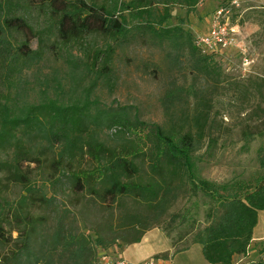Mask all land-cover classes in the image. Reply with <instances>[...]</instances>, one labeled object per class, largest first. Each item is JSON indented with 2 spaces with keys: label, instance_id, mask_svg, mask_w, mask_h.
<instances>
[{
  "label": "trees",
  "instance_id": "obj_1",
  "mask_svg": "<svg viewBox=\"0 0 264 264\" xmlns=\"http://www.w3.org/2000/svg\"><path fill=\"white\" fill-rule=\"evenodd\" d=\"M201 1L0 0V264H95L112 247L140 243L179 198L200 189L218 203L192 244L202 246L209 264H233L234 256L248 253L264 210V177L255 185L198 177L195 156L207 139L212 107L197 85L191 92L168 86L166 124L133 120L126 110L92 100L100 80L112 82L116 49L140 32L187 52L196 76L212 78V53L181 25H168L173 6L192 12ZM95 34L107 40L106 48L86 47L85 58L75 57L70 48ZM46 48L69 73L82 71L89 79L75 99L63 97L68 83L60 78L34 97L24 91L26 71L43 60ZM191 95L193 116L182 107ZM102 127L115 129L111 142L102 138ZM258 160L264 168V144ZM10 186L22 189L15 203L7 200ZM63 198L75 208L82 200L118 206L131 198L142 210L112 215L90 234L69 222Z\"/></svg>",
  "mask_w": 264,
  "mask_h": 264
},
{
  "label": "rangeland",
  "instance_id": "obj_2",
  "mask_svg": "<svg viewBox=\"0 0 264 264\" xmlns=\"http://www.w3.org/2000/svg\"><path fill=\"white\" fill-rule=\"evenodd\" d=\"M230 1L202 0L192 12L182 5H175L168 25H181L195 40L208 30L213 11ZM238 1L244 11V27L251 43L245 52L228 49L209 55L211 66L216 69L212 78L196 76L187 52H179L170 42L140 32L116 49L112 82L100 80L92 100L103 108L126 110L133 120L166 124L169 119L164 114L162 99L168 86L174 82L191 92L192 86L197 85L212 107L207 139L195 156L198 177L217 184L245 180L255 185L264 177V168L258 160L264 144V0ZM107 45V40L95 34L70 49L75 57L85 58L86 47L95 51ZM51 51L46 48L43 60L26 71L21 83L23 89L34 97L40 94V86L53 85L54 78H60L68 83V91L66 88L63 97L75 99V93L79 95L89 79L82 71L69 73L65 63L57 60ZM245 58L251 62L247 64ZM81 77H84L82 82ZM195 103L196 98L191 95L182 106L190 116H193ZM114 133L115 129H101L102 138L109 142ZM34 181L46 186L40 177ZM21 192V187L10 186L6 191L9 203H15ZM63 199V205L71 213L69 222L90 234L108 222L112 215L117 218L124 210H142L131 198L124 199L118 206L82 200L78 208L71 205L69 198ZM217 203L201 189L195 195L185 193L171 206L165 222L151 229L147 238L136 246L138 253L129 251L125 258L136 261L158 257L169 260V264H209L202 246L193 245L192 238L208 224L209 213ZM173 214L177 215L174 220ZM259 218L264 231V210L259 211ZM13 236H16L15 232ZM260 243L256 248V263L264 264V241ZM112 248L106 253L107 257H124L120 248ZM185 248L189 249L175 254ZM152 252L161 253L151 256Z\"/></svg>",
  "mask_w": 264,
  "mask_h": 264
},
{
  "label": "built area",
  "instance_id": "obj_3",
  "mask_svg": "<svg viewBox=\"0 0 264 264\" xmlns=\"http://www.w3.org/2000/svg\"><path fill=\"white\" fill-rule=\"evenodd\" d=\"M241 3L238 0H232L227 4L218 6L212 13L209 23V32L199 35L196 45L204 52L218 53L223 50L238 48L244 51L243 43L235 36V27L232 26V18L240 10ZM249 64V60H244ZM95 264H132L124 257L109 258L105 257ZM142 264H169V260L152 257Z\"/></svg>",
  "mask_w": 264,
  "mask_h": 264
},
{
  "label": "crops",
  "instance_id": "obj_4",
  "mask_svg": "<svg viewBox=\"0 0 264 264\" xmlns=\"http://www.w3.org/2000/svg\"><path fill=\"white\" fill-rule=\"evenodd\" d=\"M243 13L244 11L238 10L235 15L232 18V26L235 27V36L243 43L244 45V51H240V49L238 48H232V51H238V52H245L249 46V44L251 43V41H249L248 39V35L246 34L245 31V27H244V17H243ZM209 27V26H208ZM209 32V28L206 31V33ZM249 61L250 59L247 58ZM251 62V61H250ZM260 218H258V223L254 229V235H253V240L251 242V245L248 249V253L243 256V255H236L234 256V264H258L256 263V256H257V251L256 248L260 247V242L264 241V231L261 230V224H260ZM264 226V225H263ZM261 230V231H260ZM149 233H151V231H149L145 237L143 238V240H145L147 238V236L149 235ZM142 240V241H143ZM142 241L140 243H142ZM137 244H133V245H129L124 247L123 249L120 250V253L122 256H124L125 258V254L129 251L135 250L137 253L139 251V249H135ZM172 248V246H171ZM105 253V252H104ZM161 252H152L151 256H155L157 254H159ZM150 256V257H151ZM149 257L144 258L142 260H129L132 264H142L144 261H146Z\"/></svg>",
  "mask_w": 264,
  "mask_h": 264
}]
</instances>
